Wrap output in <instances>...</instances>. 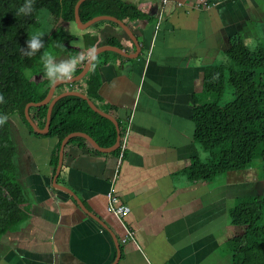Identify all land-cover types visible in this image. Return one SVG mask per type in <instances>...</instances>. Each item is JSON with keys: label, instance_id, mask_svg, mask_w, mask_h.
I'll return each mask as SVG.
<instances>
[{"label": "crops", "instance_id": "crops-1", "mask_svg": "<svg viewBox=\"0 0 264 264\" xmlns=\"http://www.w3.org/2000/svg\"><path fill=\"white\" fill-rule=\"evenodd\" d=\"M128 2L148 6L150 20L130 28L141 53L135 59L106 55L97 67L96 103L122 126L120 136L128 135L118 172V154L96 152L78 139L70 142L81 137L70 138L57 181L81 208L53 187L57 139L37 137L11 116L14 176L26 204L21 222L0 237V264L230 263L226 244L244 228L231 225L229 210L240 197L238 187L257 194V182L238 186L221 176L194 183L182 171L192 158H206L191 120L195 101H203L204 67L225 62L235 41L254 42L264 25V0ZM99 28L103 35L122 34L120 28ZM89 54L80 50L77 64ZM109 191L129 207L124 223L133 241L122 242L125 230L107 209Z\"/></svg>", "mask_w": 264, "mask_h": 264}, {"label": "trees", "instance_id": "trees-1", "mask_svg": "<svg viewBox=\"0 0 264 264\" xmlns=\"http://www.w3.org/2000/svg\"><path fill=\"white\" fill-rule=\"evenodd\" d=\"M77 1L31 0L32 11L27 15H16V10L25 0H0V237L21 222L26 204L14 176V147L9 128L11 116H18L35 136L57 139L53 174L60 143L67 134H88L102 148L115 143L113 123L92 111L86 101L76 96H65L56 102L46 134L36 133L25 119L26 104L42 101L55 81L43 72L40 59L43 53L48 52L55 59L60 56L77 57L80 49L91 52L101 45L127 51L135 48L123 32L117 36L104 31L103 35L99 28L102 25L119 28L110 21L93 24L82 34L81 45H73L74 38L64 33L63 26L74 23ZM100 15L113 16L129 28L138 20H150L147 5L135 6L128 0H88L79 7L81 22ZM41 16L52 21L51 32L31 56L25 55L29 51V34L38 27ZM110 54L120 57L109 51L100 53L79 82L60 84L54 94L79 90L100 109L96 103L100 86L97 67L101 58ZM224 55L228 62L207 65L203 70L202 91L213 95L215 101H195L192 109L194 140L206 154L204 160L192 158L182 171L194 183L214 182L226 174L245 170L255 158H260L264 164V46L257 44L252 47L237 40L231 43ZM85 58L69 76L81 72ZM226 84L233 89V99L222 105L220 100L226 93ZM46 112L47 105L29 108V115L38 128L44 126ZM119 129L123 133L120 124ZM75 139L96 151L83 138H73L70 142ZM118 153L119 149L113 152ZM229 219L231 225L244 228L243 235L230 239L226 244L229 264H264V190L261 194L237 198L229 210Z\"/></svg>", "mask_w": 264, "mask_h": 264}, {"label": "water", "instance_id": "water-1", "mask_svg": "<svg viewBox=\"0 0 264 264\" xmlns=\"http://www.w3.org/2000/svg\"><path fill=\"white\" fill-rule=\"evenodd\" d=\"M85 1H88V0H78L75 4V7H74V24L78 27V29L81 31L86 30L89 27H91L93 24L100 22V21L113 22V23L117 24L118 27L122 30V32L132 41V43L134 44V47H135V51L133 53H128V52L124 51L123 49H120L118 47L111 46V45H101L99 47H96L95 49H93L90 52V54L86 58L84 66L78 75L68 77V78H62V79L54 81L51 84L46 97L42 101L37 102V103H28V104H26V106L24 108V115H25L26 121L32 127V129L38 134H46L48 132L53 106L56 104L57 101H59L61 98L65 97V96H76V97L81 98L82 100L86 101V103L88 104V106L90 107V109L92 111H94L95 113L101 115L102 117L110 120L113 123V125L115 127V131H116V139H115L114 145H112L109 148L100 147L88 134H85L82 132L69 133L62 139V141L60 143L59 153H58V164L56 167L55 175L53 177V187L55 189L64 191L67 194H69L70 196H72L73 199L77 202V204L81 208H82V205H81L80 201L77 199L76 195L67 187L60 185L57 181V177H58V175L60 173V169H61L60 167H61L64 147L70 138L78 136V137L85 139L97 151H100L103 153L115 152L118 149L119 144H120L119 124H118L117 120L112 115H110L109 113H106L103 110L99 109L83 93L78 92V91H67V92H64V93H61L59 95L54 96L55 88L59 84H63V83L72 84V83L79 82L89 71L94 58L97 55H99L100 53L109 51V52L116 53V54H118L124 58H128V59H135L141 53L140 52L141 51L140 44H139V41H138L137 37L135 36V34L132 32V30L128 26H126L122 21L118 20L117 18H115L113 16H109V15H100V16L93 17L92 19H90L87 22H81L80 17H79V7ZM45 105H47L45 123H44L43 128L39 129L29 115V108L30 107H42ZM88 215L90 217H92L93 219L97 220L92 215H90V214H88Z\"/></svg>", "mask_w": 264, "mask_h": 264}, {"label": "rangeland", "instance_id": "rangeland-1", "mask_svg": "<svg viewBox=\"0 0 264 264\" xmlns=\"http://www.w3.org/2000/svg\"><path fill=\"white\" fill-rule=\"evenodd\" d=\"M40 18L41 19H40V23H39L38 27L37 28L34 27L30 33L34 32L36 30L41 31L42 35L39 39L42 41V45H43L44 40H46L45 36L51 32V28H52L53 23H52V21H49V19H46L45 17L43 18V16H41ZM63 29H64L65 34L70 35L74 38V40L71 42L73 45H75L76 42H80V43L82 42L81 35L79 34L81 32V30H79L78 27L74 23L65 24L63 26ZM258 29L260 31V34H258V36H256V38L254 39V42H251V44L253 46H256L257 44L264 46V25L260 26ZM80 50L84 51L83 48ZM61 60H67V59L65 57L63 58V56H62ZM61 60H58L55 63H59ZM225 62H228V59ZM232 91H233V89L226 84V93L224 94V96L220 100V103L222 105L233 99ZM200 95H201V97H203V101L201 98L199 100L201 103L205 102V100H206V102H210V103L215 101V97L211 94H205V93L201 94L200 93ZM223 177L228 178L231 181H234V183H238V186L244 182H257V186L259 187V191L257 194H261L264 190V188H263V185H264V164L260 158H255L252 161L251 165L248 168H246L245 170L229 173V174L224 175ZM252 190L253 189H251L249 186L245 185V186L238 187L237 192H238V194H240V197L241 196L243 197V195L246 196V195H250V194L255 195V190L254 191H252Z\"/></svg>", "mask_w": 264, "mask_h": 264}, {"label": "clouds", "instance_id": "clouds-1", "mask_svg": "<svg viewBox=\"0 0 264 264\" xmlns=\"http://www.w3.org/2000/svg\"><path fill=\"white\" fill-rule=\"evenodd\" d=\"M31 11V0H25V3L16 10V15H27ZM41 35L42 33L39 30L29 34V38L27 39V47L29 51L25 53V55L31 56L42 46V41L39 39ZM245 44H251V41L246 40ZM60 46L62 47V45ZM40 59L43 65V72L50 80H59L68 77L79 61V57H69L67 60L54 64L53 56L48 52L43 53ZM53 73H55V76H53Z\"/></svg>", "mask_w": 264, "mask_h": 264}, {"label": "built area", "instance_id": "built-area-1", "mask_svg": "<svg viewBox=\"0 0 264 264\" xmlns=\"http://www.w3.org/2000/svg\"><path fill=\"white\" fill-rule=\"evenodd\" d=\"M167 0H162V3H166ZM127 132H125L122 136H120V144H119V153L117 159V167L116 173L118 172L119 165L121 160L124 157L126 144H127ZM107 200H108V212H110L113 216H115L122 227L125 230V236L122 239V242L133 241L134 240V232L124 223V218L129 213V207L122 203L120 199L115 195L113 191H109L107 193Z\"/></svg>", "mask_w": 264, "mask_h": 264}]
</instances>
